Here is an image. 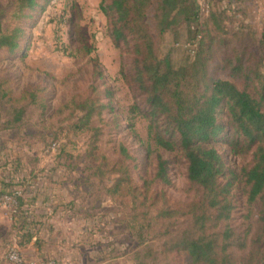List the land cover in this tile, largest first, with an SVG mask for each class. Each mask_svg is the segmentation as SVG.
<instances>
[{
  "label": "trees",
  "instance_id": "16d2710c",
  "mask_svg": "<svg viewBox=\"0 0 264 264\" xmlns=\"http://www.w3.org/2000/svg\"><path fill=\"white\" fill-rule=\"evenodd\" d=\"M37 5L38 0L0 3V50L16 51L23 35L17 24L5 27L2 16L22 18ZM213 6L214 1L201 20L196 0H99L112 43L129 55L130 70L125 74L130 86L141 97L140 105L134 103L128 109L126 130L138 137L131 118L134 114L143 117L147 139L158 148L177 152L186 164L187 180L200 190L195 200L182 206L170 204L156 188L171 185L169 160L161 155H157L152 177H142L140 184L132 183L122 164L103 162L111 174L123 167L108 191L118 195L120 205L130 211L123 220L130 219L136 238L134 264H177L180 254L190 264H264V26L255 37L239 28L230 30L224 26L228 9ZM208 17L218 26L214 30L229 33V38L205 29ZM150 22L157 34L174 32L185 24L189 40L196 41L192 61L174 67L167 56L160 58ZM217 38L219 47L231 48L221 58L228 78L210 73ZM249 38L259 44L257 52L251 44H243ZM232 41L239 44L232 45ZM105 94L107 104L98 110L89 98L74 103L84 113L72 124L73 129L88 128L92 117H100L110 107L113 91L107 88ZM219 141L233 156H249V164L240 169L228 166L216 148ZM118 153L131 159L122 143ZM10 163L20 166L15 157ZM2 178L0 195L19 189L12 185L14 176ZM21 193L12 214L14 223L22 213ZM236 193L244 198L239 225L232 216L240 199ZM18 231L24 239L31 236L22 228ZM100 246L111 249L110 243Z\"/></svg>",
  "mask_w": 264,
  "mask_h": 264
},
{
  "label": "rangeland",
  "instance_id": "374dc122",
  "mask_svg": "<svg viewBox=\"0 0 264 264\" xmlns=\"http://www.w3.org/2000/svg\"><path fill=\"white\" fill-rule=\"evenodd\" d=\"M213 1L212 9H228L224 25L228 29L239 28L254 37L260 34L264 0H232L230 7ZM7 2L0 0L2 5ZM25 14L22 18H1L5 27L17 24L23 29L16 51L0 50V128L5 130L0 138L9 146L10 161L12 157L22 160L27 175V180L17 176L12 185L18 186L23 196H72L74 221L89 227L84 234L72 230L77 264H134L136 238L130 219L123 220L125 212L130 211L120 205L118 195L108 191L123 167L111 174L103 162L122 164L132 183L140 184L142 177H152L157 155H161L169 160L171 185L156 188L170 204L182 206L195 200L200 190L187 180L186 164L177 152L158 148L147 139L143 117L134 114L131 118L138 137L126 130L128 109L134 103L140 105L141 97L130 86V77L125 74L130 70L129 55L112 43L99 0H38V5ZM205 22V29L229 38V33L214 30V26L218 28L214 18L210 21L208 17ZM149 26L160 58L167 56L174 67L192 61L196 41L189 40L185 24L163 34H157L152 22ZM217 44L218 38L210 73L228 78L221 58L231 48ZM237 44L232 41V45ZM243 44H251L254 52L259 50L253 38ZM107 88L113 91L110 107L103 109L100 117H92L88 128L73 129L72 124L84 113L74 103L89 98L97 110L103 108ZM52 143H57L54 149ZM119 143L127 148L131 159L118 153ZM216 148L228 166L240 169L249 164V156H233L223 141ZM236 195L240 199L232 216L239 225L244 198ZM13 233L2 241L0 254L6 253ZM82 234V238L77 237ZM109 243L111 249L101 250L100 244ZM177 259V264H190L185 254Z\"/></svg>",
  "mask_w": 264,
  "mask_h": 264
},
{
  "label": "crops",
  "instance_id": "0c3cea01",
  "mask_svg": "<svg viewBox=\"0 0 264 264\" xmlns=\"http://www.w3.org/2000/svg\"><path fill=\"white\" fill-rule=\"evenodd\" d=\"M220 1L219 6L223 4L230 7L232 3V0ZM216 4L218 5L217 2ZM3 132H0V137ZM4 145L8 147L5 140L0 138V187L3 185L2 176L6 180L9 175L15 178L21 176V179L27 176L22 160L20 166L17 163L15 166L10 163V149L3 147ZM22 198L23 205L20 207L22 213L15 223L7 210L0 209V251L3 246L2 241L12 236L15 231V236L19 235L20 248L26 259L53 258L57 264H77L76 249L72 248V230L84 234L89 227L80 226L78 220L74 221L72 196H22ZM19 228L31 236L24 239L21 237L22 232L18 231ZM83 234L77 237L82 238ZM0 264H7L3 253L0 254Z\"/></svg>",
  "mask_w": 264,
  "mask_h": 264
},
{
  "label": "built area",
  "instance_id": "2783aa9c",
  "mask_svg": "<svg viewBox=\"0 0 264 264\" xmlns=\"http://www.w3.org/2000/svg\"><path fill=\"white\" fill-rule=\"evenodd\" d=\"M200 14L205 15L209 12L213 0H196ZM191 41V40H190ZM194 41V40H192ZM190 45L189 43L187 44ZM57 143H52L51 148L54 149ZM15 193L9 194L4 193L0 195V209H5L9 212L10 216L15 212L17 207V197L22 195L20 189H16ZM5 260L7 264H57L56 260L53 258L46 259H33L28 260L23 255L20 248V241L18 237L12 238V240L7 245Z\"/></svg>",
  "mask_w": 264,
  "mask_h": 264
}]
</instances>
